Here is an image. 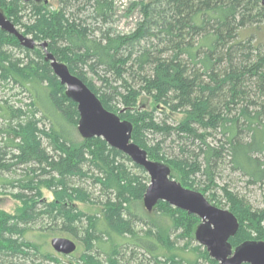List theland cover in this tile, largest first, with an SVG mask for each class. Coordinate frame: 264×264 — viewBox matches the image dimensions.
<instances>
[{"label": "trees", "instance_id": "16d2710c", "mask_svg": "<svg viewBox=\"0 0 264 264\" xmlns=\"http://www.w3.org/2000/svg\"><path fill=\"white\" fill-rule=\"evenodd\" d=\"M131 7L140 17L120 33L113 27L114 0H57V7L0 0L4 17L35 42L26 48L0 27V86L11 84L30 97L20 104L0 97V193L21 203L13 213L0 209V264H60L25 237L35 226L77 237L84 249L74 264H128L140 256L139 264L146 258L153 264H218L206 248L191 245L200 224L196 215L165 201L151 210L144 206L146 214L135 212L147 174L102 138L82 137L78 130L80 139L74 136L77 105L47 53L130 123L131 140L168 166L170 178L215 206L224 200L237 221L228 239L232 249L264 242V208L253 209L226 186L219 187L220 197L214 194L223 165L250 184L264 183V40L255 42L248 33L264 31L263 1L139 0ZM142 95L150 109L140 105ZM169 113L182 117L167 122ZM155 134L162 139L152 142ZM76 181L99 187L103 200ZM77 203L99 204L100 214ZM152 211L169 224L159 226ZM137 224L143 227L137 230ZM185 251L193 256L186 258Z\"/></svg>", "mask_w": 264, "mask_h": 264}, {"label": "water", "instance_id": "95a60500", "mask_svg": "<svg viewBox=\"0 0 264 264\" xmlns=\"http://www.w3.org/2000/svg\"><path fill=\"white\" fill-rule=\"evenodd\" d=\"M264 1V0H262ZM0 27L14 34L20 44L33 48L35 42L18 32L0 11ZM44 46V44H42ZM50 67L65 92L77 105L79 120L77 130L82 137H100L110 147L115 148L141 166L149 178L143 204L151 210L157 201L196 215L200 224L195 228L194 239L204 246L211 258L218 264H264V242L245 241L234 249L228 239L237 228L236 218L225 208L210 203L197 190L183 187L170 178V169L161 162L151 160L146 152L131 140V125L107 110L98 96L77 75L72 74L67 66L47 53ZM50 245L55 252L69 255L76 249L74 240L66 237H52Z\"/></svg>", "mask_w": 264, "mask_h": 264}, {"label": "rangeland", "instance_id": "374dc122", "mask_svg": "<svg viewBox=\"0 0 264 264\" xmlns=\"http://www.w3.org/2000/svg\"><path fill=\"white\" fill-rule=\"evenodd\" d=\"M34 1H37L40 3V2H43L44 0H34ZM138 1L139 0H114L115 15H114L113 27L116 30V32L126 33L133 28L135 22L140 17V13L137 7L135 8L131 6L133 3L138 2ZM47 4H50L53 7H57V0H48ZM252 32L256 35L253 37L254 38L253 40H255V42L259 40H264V31L262 29L260 30L257 29L255 31L253 30V28L249 29L248 33H252ZM88 76L92 78V81L95 84L98 85L100 83V81L94 78L91 74H89ZM0 97L6 98L11 102H13L14 100H18L19 104L20 102L27 103L30 101L29 99L30 97L27 92H25L21 88L14 87L11 84H9L6 87L0 86ZM19 99H20V102H19ZM139 102L142 107H145L148 109H150L152 106L151 101L144 95H142ZM158 116L161 117L162 115H158ZM168 117L169 118L167 122H172L174 120L175 121L178 120L182 116L179 113H173V114L169 113ZM73 133L76 138L80 139V135L77 132V127L74 128ZM149 138L152 142H155L157 140L162 139V136H160L159 134H155V135H151ZM168 143H169V139L165 141L164 145L167 146ZM215 183L218 187L214 189V194H216V196L218 197L221 196L219 187L226 186L228 187L229 190H231L233 193L237 194L245 202H247L253 209L264 208V183H261V184L260 183L258 184L248 183V179L245 176L241 175L239 172L232 171L229 165H223L218 170L216 178H215ZM76 184L78 185L81 184V185L86 186L89 190L92 191L94 196L98 197V199L103 200L104 195L100 191L99 187L90 186L89 181H86L83 183L77 182ZM42 191H43V196L46 200H50L52 198L51 192H49L45 188H43ZM223 201L224 200L222 199V203L220 205L218 204L217 207L227 209ZM20 206H21V203L13 199L8 194L0 193V209L8 213H13L19 210ZM77 206L86 213L97 214V215L100 214L99 204L91 205V204L77 203ZM134 207H135L134 210L137 214H141V213L146 214L147 212V210L145 209L143 205L142 199L139 202H137L134 205ZM162 216L163 215L160 213H155V214L153 213V215L150 218L154 217L156 220H158L157 222L159 226L165 227L169 224V222L165 220V218H162ZM142 227L143 226L141 224H137L136 229L140 230ZM25 237L27 239H30L31 241H33L35 244L38 245V251L39 253H41V255L46 254V255H51L53 257H56L59 260L60 264H74L75 259L80 255V253L84 249L83 243L77 237H74L67 232H62L58 230L50 231V232L39 231L37 227L35 226L34 230L27 232ZM52 237H66V238H70L74 240V242L76 243L75 251L69 255H64V254L55 252L50 245V239ZM182 243H183V240L179 241L178 246L181 247ZM198 244L199 242L197 240H193L191 245L195 246ZM202 248H205V247L201 245V249ZM181 253L186 258H191L193 256L191 255L190 251H185ZM38 255L39 254L35 255V257L38 258V261H39L42 259V256L41 255L38 256ZM127 256H128V253L126 255V259H127ZM100 257L103 258V255ZM140 258L142 257L140 256ZM140 258L138 257V260ZM138 260L135 262H133V260H129L128 264H139ZM148 260L149 259L146 258V260L143 261V264H145L146 262L148 264H153L152 261H148ZM200 264H205V263L200 262Z\"/></svg>", "mask_w": 264, "mask_h": 264}, {"label": "flooded vegetation", "instance_id": "af4514ba", "mask_svg": "<svg viewBox=\"0 0 264 264\" xmlns=\"http://www.w3.org/2000/svg\"><path fill=\"white\" fill-rule=\"evenodd\" d=\"M43 2H44V3H47V2H48V0H44Z\"/></svg>", "mask_w": 264, "mask_h": 264}]
</instances>
